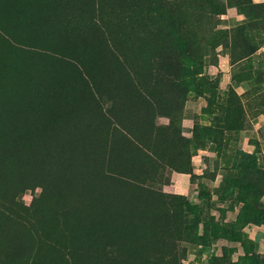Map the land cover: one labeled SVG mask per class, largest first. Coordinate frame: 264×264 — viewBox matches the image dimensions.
Listing matches in <instances>:
<instances>
[{"label":"rangeland","instance_id":"obj_1","mask_svg":"<svg viewBox=\"0 0 264 264\" xmlns=\"http://www.w3.org/2000/svg\"><path fill=\"white\" fill-rule=\"evenodd\" d=\"M192 1L0 0V264L264 258V0Z\"/></svg>","mask_w":264,"mask_h":264},{"label":"trees","instance_id":"obj_2","mask_svg":"<svg viewBox=\"0 0 264 264\" xmlns=\"http://www.w3.org/2000/svg\"><path fill=\"white\" fill-rule=\"evenodd\" d=\"M134 0H132L133 2ZM140 0H136V2H139ZM150 1V0H149ZM151 6H150V10L149 12L151 13L153 10H157L159 7H161L164 3V0H151ZM197 0H193L192 4H194V2ZM200 1V0H198ZM70 2V0H69ZM142 3V2H140ZM56 4H68V0H56ZM168 5V4H166ZM123 5H121L122 7ZM214 6V5H213ZM215 8H217V6H214ZM140 10V9H139ZM138 13L140 12H136V11H130L129 12V17H133L136 16ZM126 15V14H125ZM159 35L164 36L165 33L162 29H158ZM4 33H0V41L4 39ZM7 133H5L4 135V139L8 140L9 137H7L6 135ZM18 138L14 137L13 135H11V143L16 145V140ZM30 147V146H28ZM24 164V162H22ZM198 196L200 199L205 200V199H209L210 196L207 193L204 192H199ZM1 205H3L0 202ZM14 204L17 206V203L14 202ZM188 210L193 214V219L195 222V225H197L199 223V218H198V214L195 210V208L191 205L187 206ZM4 213V211L0 212V216ZM241 213L242 215L247 218L249 221L258 224V225H264V212L260 211V210H254L248 206H243L241 209ZM208 236V240H206V237ZM225 238L228 239L230 241H238L240 238L233 232V230L231 229H225L223 227H220L216 222H214L212 219H209L208 222L203 226L202 228V234L200 235V238L202 240V246L203 248H208L210 246V241L211 240H217L219 238ZM217 262V258L215 255H210L208 260H207V264H216ZM243 264H264V258L258 256L256 253L250 251L247 252L246 255L244 256L243 259Z\"/></svg>","mask_w":264,"mask_h":264}]
</instances>
